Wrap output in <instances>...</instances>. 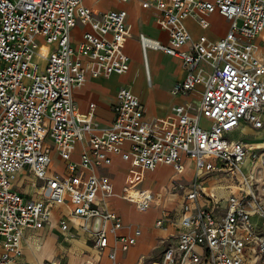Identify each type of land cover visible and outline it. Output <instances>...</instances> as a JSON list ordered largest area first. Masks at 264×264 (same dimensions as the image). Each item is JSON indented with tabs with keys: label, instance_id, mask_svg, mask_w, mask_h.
Wrapping results in <instances>:
<instances>
[{
	"label": "built area",
	"instance_id": "built-area-1",
	"mask_svg": "<svg viewBox=\"0 0 264 264\" xmlns=\"http://www.w3.org/2000/svg\"><path fill=\"white\" fill-rule=\"evenodd\" d=\"M143 7L160 11L169 33L168 44L140 34L144 55L155 49L182 60L186 77L173 93L185 96L203 86L199 105L174 107V129L144 122L145 108L128 87L118 91L111 126L95 122L94 105L86 113L77 108L74 90L88 74L109 77L130 69L126 10L97 16L83 0H0V264L21 258L25 231L49 225L53 208L67 198L71 216L80 220L77 232H85L101 251L114 237L108 256L122 264L117 248L127 251L142 230L121 235L122 218L108 207L116 195L114 184L95 168L110 165L113 155L145 170L171 165L178 173L185 171V157L195 161L191 183H177L184 192L177 241L158 264H244L249 247L264 263V142L229 136L242 122L264 127V61L256 43L264 31V0H144ZM213 11L230 22L225 36L192 41L185 20L197 17L206 28ZM80 24L89 28L74 45L72 31ZM191 41L190 50H184ZM48 139L67 163L64 175L49 173ZM79 142L88 148L77 161L73 154ZM25 167L41 182L37 199L13 187ZM211 175L227 176L241 189L229 196L222 214L200 203L206 196L204 180ZM121 196L139 212L154 200L151 191L132 187H124ZM166 220L156 225L163 227ZM60 225L69 232L68 221Z\"/></svg>",
	"mask_w": 264,
	"mask_h": 264
},
{
	"label": "crops",
	"instance_id": "crops-1",
	"mask_svg": "<svg viewBox=\"0 0 264 264\" xmlns=\"http://www.w3.org/2000/svg\"><path fill=\"white\" fill-rule=\"evenodd\" d=\"M131 1L132 0L123 2L120 0H115L116 4L111 6V8L105 12H108L113 9H124L127 11V24L131 36L127 39L124 49L125 52L128 54V56L130 57V54L127 49V45L128 42L130 41V38H132L133 36V32H137L140 56L142 59V64L139 66V68L142 71L144 87L152 88L153 89L152 93L148 95L146 94L142 98V93H138L136 90H134L132 86L133 84H131L133 83V80H131L129 84L123 83L119 86L114 84L111 89L112 98H110L108 104H105L106 107L105 112L110 115L109 120L105 122L99 116L100 105L98 101L97 92L95 91L91 92L88 101H86L84 104H82V106H80L76 94V91L79 88H76L74 90V98L77 108L79 112L86 113L94 105L95 122L98 123L100 127L111 126L115 120V115H116L115 106L117 104L118 91L122 87H128L135 95H137L140 98L145 108L144 119H143L144 122L156 123L159 126V128L162 130L174 129L178 125V116L174 111V107H176L177 105H184L187 103H191L195 106L199 105L202 98L201 93L203 90V86L199 85L195 91L185 96L173 93L174 85L178 82L183 81L184 78L186 77V69L183 65L182 60L178 57L168 55L160 50H155V49H149L145 56L139 40L140 34H145L151 38L160 40L164 44L169 43V33L166 29V25L162 13L153 7L144 8L143 7L144 0H139L141 9L147 12L149 11L154 12L155 15L157 16V21H158L155 26L156 28L155 31H151V32H146L143 30L141 31L139 30V26L135 23V21L131 19L129 11L127 9V6ZM83 2L86 6L90 7L85 2V0H83ZM211 15L212 13L207 17L209 20V26L206 28L200 25L197 17H189L185 20V25L189 30V32L191 33L192 41H197L203 35L207 36L212 41H216L221 37L225 36L230 26L229 20L223 15H221L218 11H214V15L223 18L226 21L227 26L225 27L224 31H221L217 34H212ZM194 26H196L198 30H194ZM88 28H89L88 26L80 24L75 29H73L72 41L74 45H77L80 42L84 32ZM77 31H79L80 33L79 35H75ZM192 41L183 47L184 50H190ZM256 43L258 45L257 56L264 61V31L256 38ZM149 52H151L153 57L160 56L164 58H168V57L175 58L176 60H178L179 67L182 68V72L179 74H174L169 66L167 65L161 66L155 59H152L150 63L148 57ZM85 62L86 63L88 62V58L86 57H85ZM132 69H133V65L130 57V69L126 73L112 74L108 78L110 77L128 78L132 72ZM106 78L107 77L104 76L94 78L88 74L87 81L84 84L94 80H105ZM193 98L197 100L196 103L192 102ZM246 128L253 131L254 135H251L250 138L242 137L239 139H232V138L231 139L243 140L247 143L264 142V127L262 129H256L247 122H242L241 125L236 130L232 131L230 134H233L235 132H238ZM47 142L52 147L51 150L52 164L49 168V173L51 175L66 174L67 163L61 158L56 146L52 143V141L48 139ZM128 145L129 144L126 143L124 145V148L125 149L128 148ZM85 148H88L87 142L77 143L76 149L73 154V158L78 161ZM55 151L58 153L61 161L63 162V169L61 171H56L54 168L53 153ZM112 158H113L112 163L110 165H100V166H96L95 168V173L97 175L99 176L108 175L114 184L116 195L108 199V207L112 211L116 212L122 218L124 227L119 231L121 235H133L135 229L137 228H140L142 230V234L138 238L137 243L131 246L127 251H123L122 249H120V247L117 248V260L122 264H145L142 258L138 257L135 259L136 251H134L133 249L139 248L140 244H146L155 240L158 236L168 235L173 228L171 226L168 228H164V227L168 223L173 222V219L176 220V232L174 234V240H173L174 243H176L177 241V235L180 229L179 214L184 202V194H183L184 192L182 194H180L179 192L177 193L178 198L176 199L178 200V202L176 206L173 207L172 203H174L175 201L174 198L167 197L166 196L167 194L163 192V190H159V188L163 187V185H165L168 182L172 183L174 186L177 183H183L184 185H189L195 175V161L192 158L185 157L184 158V163L186 166L185 171L183 173H178L171 165H159L155 170L151 171L133 166L129 161L123 160V158L120 155H113ZM118 162H122L128 165V167L130 168V172H128L125 175L124 181L120 186L116 182V174L113 171L114 167L118 166L117 165ZM164 168H167L171 171L169 173V176L164 182L160 183L156 187H155V182L152 183L151 185L144 184L143 180L146 174L156 173L158 170ZM90 173L91 172L88 171L86 176H88ZM40 184L41 182L36 179L31 168L29 167H25L19 172H17L15 179L13 181L14 189L29 199H37L39 197L38 188ZM124 187L147 189L151 191L154 195V200L150 208L146 212H139L136 209L134 203L125 200L121 196ZM203 188L206 193V196L201 199L200 203L205 207L218 210L219 214L225 212L227 208L229 196L232 194H239L241 190L240 187L227 176H218V175H211L210 177L205 178L203 183ZM118 198H120V200L124 202L126 205L130 206L136 214H146L150 212L152 209H155L156 212L152 215L151 219L147 224L145 225L139 224L138 221L134 222V218L130 217L129 215H126V213H123V211L121 210V206L115 203V201ZM72 206L73 205L71 203V200L67 198L66 203L57 205L53 208L51 215V223L49 225H46L39 230H34L30 228L27 229L25 231L22 240L23 255L21 258H19L17 261H14L12 264H63V263L89 264L90 261H93L94 264H113V261L109 258L108 253L110 252V250H112L115 247L114 237L110 238V246L107 249H105L104 251L96 249L93 245V242L85 232L81 230L77 232L78 228H80L79 226L80 220L73 218L71 216ZM164 216L167 217L164 226L163 227L157 226L156 222L159 219L163 218ZM61 221L69 222V226H70L69 232H65L62 230L60 225ZM83 236H86V239ZM74 237L76 239H81L82 237H83L82 239H85L83 243V245L85 244V247H87L85 252V256H86L85 259H82L80 256H75L79 254L70 255L73 252L72 250L73 248L70 247L69 243H71V241H74L73 239ZM1 251H2V242L0 239V253ZM258 259L261 260L256 249L254 247H249L247 249L244 264H251V262H257ZM160 260L154 261L152 264H158Z\"/></svg>",
	"mask_w": 264,
	"mask_h": 264
},
{
	"label": "rangeland",
	"instance_id": "rangeland-1",
	"mask_svg": "<svg viewBox=\"0 0 264 264\" xmlns=\"http://www.w3.org/2000/svg\"><path fill=\"white\" fill-rule=\"evenodd\" d=\"M85 2L93 9L96 15L104 13L105 11L110 9L111 6L116 4L115 0H85ZM127 9L129 11L131 19H133L135 23L139 26V30L141 31L143 30L146 32H151V31L156 30L155 26H156V23L158 22L157 16L155 15L154 12H151V11L147 12V11L142 10L139 0H132L128 4ZM211 23H212V27H211L212 34H217L221 31H224L225 27L227 26V23L223 18L217 15H214V11L212 12V15H211ZM194 30H198L196 26H194ZM79 34H80L79 31L75 33V35H79ZM137 35H138L137 32H133V36L132 38H130V41L128 42V45H127V49L130 54L131 62L133 65L132 72L128 78H122V77L108 78L107 77L105 80H94V81H90L84 84L83 86L78 87L79 89H77L76 91L80 106H82V104L88 101L91 92H94V91L97 92L98 101L100 105L99 116L105 122L109 120L110 118V115L105 112L106 110L105 104H108L110 101V98H112L111 89L114 84H116L117 86L123 83L129 84L130 81L133 80V83L131 84H133L132 86L134 90H136L138 93H142V98L144 97V95L151 94L153 91L152 88H145L143 84L142 71L139 68V66L142 64V59L140 56ZM148 57H149L150 63L152 59H155L161 66H165V65L169 66L171 71L174 74H179L182 72V68L179 67L178 60H176L175 58H171V57L164 58L160 56L153 57L151 52H149ZM150 69H151V66H150ZM192 102L196 103L197 100L193 98ZM251 135H254V132L246 128L238 132H235L233 134H230V138L232 139H239L242 137L250 138ZM53 163H54V168L56 171H61L63 169V162L61 161L56 151L53 153ZM117 165L118 166H115L113 171L116 174V182L120 186L124 181L125 175L128 172H130V168L128 167V165L122 162H118ZM245 169L248 170V167H245ZM170 172L171 171L169 169L164 168V169L158 170L156 173L146 174L143 182L146 185H149V184L151 185L152 183L155 182V187H156L167 179ZM159 190H163V192L167 194L166 195L167 197L174 198L175 201L174 203H172L173 207L176 206L178 202V200L176 199L178 198L177 193L178 192L180 194L183 193V191L177 187V184L174 186L170 182L163 185V187H160ZM115 203L121 206V210L123 211V213H126V215H129L130 217L134 218V222L138 221L139 224H142V225L147 224L149 220L151 219L152 215L156 212L155 209H152L150 212L146 214H136L133 211V209L130 206L126 205L124 202H122L120 198H118L115 201ZM170 226L173 229L168 235L158 236L155 240L149 243H146V244H140L139 248L133 249L134 251H136L135 259L140 257L143 259L145 264H152L154 261L160 260L163 256V252L165 251V249L174 243L173 241L174 234L176 232V220L175 219H173V222L165 225L164 228H168ZM83 237H85L86 239V236H83ZM82 238L76 239L74 237L73 238L74 241H71V243H69L70 247L73 248L72 249L73 252L70 255L79 254L75 256H80L82 259H85L86 258L85 252H86L87 247H85V244L83 245L85 239H82ZM251 264H264V263L262 260L258 259L257 262H251Z\"/></svg>",
	"mask_w": 264,
	"mask_h": 264
}]
</instances>
